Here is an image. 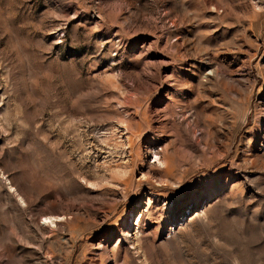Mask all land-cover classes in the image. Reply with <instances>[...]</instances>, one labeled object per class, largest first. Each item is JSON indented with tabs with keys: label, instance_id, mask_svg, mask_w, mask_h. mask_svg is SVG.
Returning <instances> with one entry per match:
<instances>
[{
	"label": "rangeland",
	"instance_id": "obj_1",
	"mask_svg": "<svg viewBox=\"0 0 264 264\" xmlns=\"http://www.w3.org/2000/svg\"><path fill=\"white\" fill-rule=\"evenodd\" d=\"M0 264H264V0H0Z\"/></svg>",
	"mask_w": 264,
	"mask_h": 264
},
{
	"label": "bare ground",
	"instance_id": "obj_2",
	"mask_svg": "<svg viewBox=\"0 0 264 264\" xmlns=\"http://www.w3.org/2000/svg\"><path fill=\"white\" fill-rule=\"evenodd\" d=\"M54 218H55V216L54 217H52V216H47V217H44V221L46 222V223H52V224H54L53 222H54ZM58 218V217H57ZM59 220V219H58Z\"/></svg>",
	"mask_w": 264,
	"mask_h": 264
}]
</instances>
